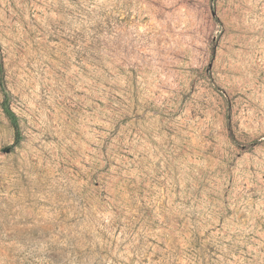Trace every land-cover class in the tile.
I'll return each instance as SVG.
<instances>
[{"label": "rangeland", "instance_id": "rangeland-1", "mask_svg": "<svg viewBox=\"0 0 264 264\" xmlns=\"http://www.w3.org/2000/svg\"><path fill=\"white\" fill-rule=\"evenodd\" d=\"M0 264H264V0H0Z\"/></svg>", "mask_w": 264, "mask_h": 264}, {"label": "trees", "instance_id": "trees-1", "mask_svg": "<svg viewBox=\"0 0 264 264\" xmlns=\"http://www.w3.org/2000/svg\"><path fill=\"white\" fill-rule=\"evenodd\" d=\"M3 107V111L5 112V114L7 115V117L9 118L11 125L14 127L15 129V134L17 135V139L20 137V126H19V118L18 116H16V114L11 110L10 106L8 105V103H3L2 105ZM19 140H17L18 142Z\"/></svg>", "mask_w": 264, "mask_h": 264}]
</instances>
